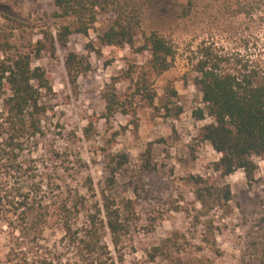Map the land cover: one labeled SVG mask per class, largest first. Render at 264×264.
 <instances>
[{"label":"rangeland","instance_id":"rangeland-1","mask_svg":"<svg viewBox=\"0 0 264 264\" xmlns=\"http://www.w3.org/2000/svg\"><path fill=\"white\" fill-rule=\"evenodd\" d=\"M195 1L191 13H187L189 0H165L158 7L151 0L119 1L140 18L145 33L158 31L173 42V66L160 75L149 70L148 52L137 53L128 45H101L99 37L116 14L99 11L87 35L72 34L68 48L59 47L56 56L35 62L51 75L52 92L44 94L47 112L39 116L43 133L15 151L0 136V181L21 185L27 177L55 173L62 159L69 157L74 189L93 202L104 194L115 198L141 241L139 251L128 255L129 264H149L143 249L172 232L179 234L172 238L180 245L192 237L195 243L217 242L221 254H198L196 262L241 264V257L264 258V157L254 158L258 170L253 177L239 169L220 182L219 192L206 193L205 200L196 195L195 178L216 181L213 164L221 155L200 139L201 129L212 119L194 114L207 106L193 83L194 65L206 46L228 57V69L246 67L264 73V0L241 1L249 3L250 14H238L235 0ZM58 11L53 0H0V35L3 41L10 39L14 52L28 50L44 31L56 33L73 21L58 16ZM142 43L140 36L137 45ZM70 51L83 56L88 65L76 83L65 68ZM143 82L155 94L153 100L133 96ZM108 92L126 104L127 114L119 110L105 116L103 96ZM179 108L183 111L178 115ZM124 156L128 161L119 166ZM21 163L25 166L16 171ZM27 165H32V173L25 171ZM228 186L229 202L223 198ZM129 199H137L132 211L125 207ZM4 229L0 264L10 245L9 229ZM150 264L170 261L161 257Z\"/></svg>","mask_w":264,"mask_h":264},{"label":"trees","instance_id":"trees-1","mask_svg":"<svg viewBox=\"0 0 264 264\" xmlns=\"http://www.w3.org/2000/svg\"><path fill=\"white\" fill-rule=\"evenodd\" d=\"M53 1L58 16L73 19L56 33L44 31L41 38L30 43L28 50L17 48L15 52L10 39L3 41L0 35V136L3 144L14 151L22 150L26 142L43 133L39 116L47 112L44 94L52 92L51 75L35 62L56 56L59 47L68 48L72 34L87 35L99 11L116 14L109 29L99 37L101 45H128L137 53L148 52V67L155 75L168 71L176 55L173 42L158 31L145 33L140 18L122 7L121 0ZM151 1L153 7H158L165 0ZM235 1L238 14L251 13L249 3L241 2L250 0ZM189 2L187 13L196 6L195 0ZM140 36L143 43L137 45ZM89 47L95 50L93 44ZM228 62L226 55L206 46L194 65L193 83L207 106L206 111L199 109L194 114L198 119H205V115L212 119L199 136L221 155L213 164L218 175L216 181L195 178L196 195L202 199L206 193L219 192L220 182L239 169L248 178L253 177L258 170L254 158L264 157V73L246 67L228 69ZM65 68L71 82L76 83L88 65L83 56L70 51ZM149 90L147 82H143L133 96L141 94L153 100L155 94ZM173 96L177 97V92ZM103 98L106 117L119 110L129 112L115 93H105ZM182 111L179 108L177 114ZM127 161L124 156L119 166ZM21 164L16 171L23 169L25 163ZM31 166L27 165L25 171L32 173ZM72 168L70 158L64 157L55 173L27 177L21 185L17 181H0V231L4 232L6 227L10 237L3 264H129L128 255L139 251L141 241L116 199L104 194L101 201L93 202L82 195L69 181ZM115 182L112 178L110 184ZM223 198L227 202L232 200L230 186ZM136 204L137 199H129L125 207L132 211ZM132 214L134 218L137 216ZM173 234L179 235L172 232L168 238L143 249L147 263H157L163 257L170 264H209L205 259L196 262L194 258L198 254L222 253L216 241L209 243L202 239L195 243L192 237L180 245L172 238ZM205 236L209 234L206 232ZM239 263L264 264V258L247 261L241 257Z\"/></svg>","mask_w":264,"mask_h":264}]
</instances>
